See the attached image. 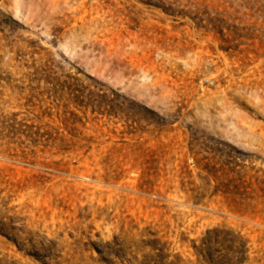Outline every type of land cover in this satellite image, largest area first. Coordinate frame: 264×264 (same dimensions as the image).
I'll list each match as a JSON object with an SVG mask.
<instances>
[{
    "label": "rangeland",
    "instance_id": "rangeland-1",
    "mask_svg": "<svg viewBox=\"0 0 264 264\" xmlns=\"http://www.w3.org/2000/svg\"><path fill=\"white\" fill-rule=\"evenodd\" d=\"M0 264H264V0H0Z\"/></svg>",
    "mask_w": 264,
    "mask_h": 264
}]
</instances>
